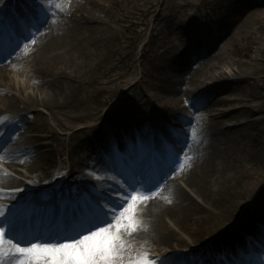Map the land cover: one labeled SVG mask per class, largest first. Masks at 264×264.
<instances>
[{
	"label": "rangeland",
	"instance_id": "rangeland-1",
	"mask_svg": "<svg viewBox=\"0 0 264 264\" xmlns=\"http://www.w3.org/2000/svg\"><path fill=\"white\" fill-rule=\"evenodd\" d=\"M6 1L2 0L0 7ZM9 1L17 3L18 0ZM44 8L48 23L32 37L35 42L22 41L19 54L13 52L9 62L1 64L9 65L4 72L12 81L16 76L29 83L25 84L27 91H31L30 85L48 87L58 72L74 77L79 83L77 97L57 110L28 109L26 103L15 109L23 115L18 126L25 136L33 134L30 130L37 117L49 127H56L58 133L53 137L60 145V152L57 150L54 154L55 178L60 171L69 170L71 148L81 140L93 139L97 120L104 119L115 130L121 125L113 121L119 119L129 131L133 126L137 128L140 136L148 131L151 120L169 110L179 114L182 109L176 103L180 104L182 98L189 100L197 93L207 100L206 112L198 115V123L202 125L195 127L193 133L196 138L203 134L199 143L204 148L210 146L209 135H213L212 129L216 127L223 146L225 142L231 143L227 139L231 137L236 147L231 153L236 162L231 167L223 166L222 175L225 172L244 191L238 203L223 201L224 206H217V219L216 214L211 218L216 223L211 228H200L197 224L200 217L185 221L183 227L176 226L177 219L167 215L161 222L171 227L172 236L177 238L172 246L143 233L150 228L145 211L150 206L140 203L145 208H136L139 231L124 237L125 260L143 253L152 257L155 250L166 254L186 244L201 246L220 230L222 235L234 234L235 231L225 229L239 211L251 213L249 220L261 219L258 222L264 226V0H54L53 5H44ZM30 22L25 24L26 29ZM86 27L96 28L92 38L87 37ZM47 28L51 34L49 40L55 50L63 52L61 55L45 51L47 44L43 37ZM200 35L204 37L200 38L203 45L193 50L196 41L199 42L196 36ZM189 53L193 54V60L181 71L177 60L183 59L185 63ZM243 67L253 72L237 76L238 69ZM195 71L205 72L195 76ZM253 87L263 92L258 98L245 97L247 105L258 103L253 106L257 111L254 119L258 121L247 125L249 120L238 114L237 108L227 100L241 97ZM208 113L210 120L205 119ZM80 126L84 131L73 138V132ZM246 127L260 138L258 146H244L249 140L237 131ZM99 138L100 134L96 135L95 145L79 151L84 162L92 163L91 158L103 150L104 140L100 148ZM25 168L17 165L12 173L25 178L18 173L26 171ZM91 168L90 164L86 171ZM188 192L197 198L194 190ZM228 237L224 241L230 243ZM199 257L202 264H208L210 253L203 251ZM191 262L200 264L199 258Z\"/></svg>",
	"mask_w": 264,
	"mask_h": 264
},
{
	"label": "bare ground",
	"instance_id": "bare-ground-1",
	"mask_svg": "<svg viewBox=\"0 0 264 264\" xmlns=\"http://www.w3.org/2000/svg\"><path fill=\"white\" fill-rule=\"evenodd\" d=\"M88 16H91V14L88 13ZM86 30L88 32V38H92L96 32L95 27H86ZM50 35V29L47 28L46 32H44L45 37H43L46 40L45 43L47 44V46L45 44V51L51 55H61L63 52L55 50L54 43L49 40ZM201 37V35L196 36V39L199 42L196 41L193 50H195L197 46L203 45V41L200 39ZM192 55V53H189L185 56V63H183V59L177 60L178 64H180L181 71L185 69L186 65L192 62ZM177 61H175V63H177ZM7 66H3L0 63V94H3L2 96L0 95V117L5 113H9L18 107H21L22 103H26L27 106H29L28 109L32 108L37 109L38 111L40 107H43L47 111H54L57 110L63 103L67 104L68 101L77 97L79 83L77 84V80L74 77L68 75L63 76L61 72H58V74L56 73L54 75V83L47 84L48 87L30 85L29 88H31V91H27V86L25 85L26 83L23 80H19L16 76H14V81L8 78L9 75L4 72V68ZM203 72L205 71H202L201 73H197L195 71L194 75L198 76ZM252 72L253 70L243 67L240 71L238 69V74L236 75L239 76ZM5 81L8 84H6ZM11 90H19V92ZM262 92L263 91L259 88L253 87L249 92L243 93L241 97L233 98L231 99L232 101L227 100V102L237 108L238 114L245 115V118L251 121H247V125H249L250 123L258 121L257 119H254L257 111L253 107L258 103L250 106L245 104L248 102L245 100H248V97L258 98L262 95ZM164 98L169 97L165 96ZM239 103L243 104L239 105ZM258 107V110L262 109L261 105ZM220 111L224 112V109H220ZM249 111L252 113H249ZM120 120L122 119L120 118ZM117 121L118 124H123L119 121V119L114 120L113 122ZM3 123L6 126H10V120H5ZM97 125L98 126L94 127L95 135L93 139L86 138L81 140L71 148L68 153L70 164L69 171L65 175H62L60 180L65 178H74L78 173H80V171L84 170L88 166V163L86 161L84 162V160L80 157L79 151L83 150L86 146L93 145V140L96 135L103 133V130H101L102 126L109 130L114 129L115 127L110 126L109 123H105V121H102ZM84 129L85 128L82 126L78 127L73 132L72 137L75 138L76 135L82 133ZM212 131L213 135H209L211 145L204 148V146L199 142L193 141L187 151L190 154L192 153V156L185 162L187 165L185 170L181 171L182 167L180 165H176L175 172L172 173V175H169V177H167L164 181L161 193L157 195L154 201L151 202L150 207L145 209L148 223L150 225V228H147L146 230L142 229L146 236L153 239L157 238L161 242H168L172 246L174 242L177 241V238L172 236V228L166 227L161 222L165 217H169L167 215L171 214L177 219L176 226L180 225L183 227L185 226V221H189L193 217H200L199 220H197L198 226L200 228H206V226L211 228L212 226H215L216 223L211 218L216 214L217 219L218 213L215 212L217 206H224L226 203L223 201L230 202L232 200L235 201L234 204H237L238 198L240 199L245 195L244 191L239 189L238 184L233 178L227 176L225 172L222 175L223 166L231 167L236 162V158H233L234 156L231 154L232 152H235L236 148L232 144V138H227L231 143L225 142L223 146V138L219 137L220 132H216V128H213ZM30 132L33 133L31 136L22 137L21 134L12 128L9 134V137H11L9 148L4 151V142H0V159L5 161L12 169H16V165L27 167L26 177L28 176V179H31L30 175H32L33 177H38L40 180L49 181V177L53 175V171L55 170L57 164L54 154H56L57 150L60 152V145L53 137L58 133L57 129L54 126L49 127L44 121L37 117V121L33 124ZM237 132L239 136L243 138L246 137L249 140V142H245L244 146L252 145L254 148L260 143V138L250 133L249 127L238 130ZM223 135L228 136L229 133H225ZM27 143L31 145L29 148L26 147ZM237 158H239V156ZM220 165H222V167H220ZM177 172L181 173L183 177L188 180L189 185L195 188V192L198 194L199 198L201 197L203 203L195 201L194 198H192L188 192H186L177 183V181L173 179V176ZM53 184L55 185L58 183L53 181ZM0 185L9 189L18 188L24 185V181L18 178V176H14L11 173L6 172V170L0 166ZM124 189L125 188H123V190L120 189L122 195H124ZM143 190L144 189L139 186L136 189L138 194ZM129 191H131V189H129ZM17 196L19 198H26L25 194L17 192L14 189L8 191L0 190V204L2 205L0 206V210L6 209V203H3L1 199L7 197L13 199L14 201V198ZM257 210L262 213L261 208ZM200 214H202V216H200ZM255 219L256 218L252 217L251 221ZM249 221V219H246V221H242L241 223L239 222V227L244 226ZM252 224H254V222ZM235 229L237 230V227ZM21 230L23 231L22 227ZM215 235L216 237L210 242V244H215L218 239L223 240L221 232H217ZM257 239L264 243V233L258 234ZM35 242L37 241H33V243ZM21 246L26 247L27 245L22 244ZM184 246H186V248H181V251H198L193 247H189V244ZM181 251L167 255L173 264H179L183 261V257L179 256L182 253L184 254V252ZM5 253L6 254H0V264H19V258L14 259L8 254V248H6Z\"/></svg>",
	"mask_w": 264,
	"mask_h": 264
},
{
	"label": "snow or ice",
	"instance_id": "snow-or-ice-1",
	"mask_svg": "<svg viewBox=\"0 0 264 264\" xmlns=\"http://www.w3.org/2000/svg\"><path fill=\"white\" fill-rule=\"evenodd\" d=\"M30 2L40 5L27 28L30 35L25 37L34 43L32 37L48 23V16L41 0ZM2 11L0 7V13ZM2 24L3 20L0 19V63L7 60L20 47V42L13 41L11 35L5 44ZM31 29H35V32ZM191 104L193 107L196 106L195 97L192 98ZM178 163V157L170 161L168 171H161L158 177L145 180L134 178V183L128 184L124 189V195L117 197V203L108 209H104L98 201L96 207L91 204L73 207L70 214L66 211L63 229L54 233L33 234L22 231L20 219L22 209L19 207L20 198L17 196L6 209L0 210V248L8 245V254L14 259L19 258V264H173L168 256L150 257L147 253L125 260L124 237L126 234L130 236L139 231L136 217L137 202L149 198L139 195L137 187L155 195L153 189L158 188L175 172ZM16 191L23 192V189ZM22 244L27 246L22 247Z\"/></svg>",
	"mask_w": 264,
	"mask_h": 264
}]
</instances>
